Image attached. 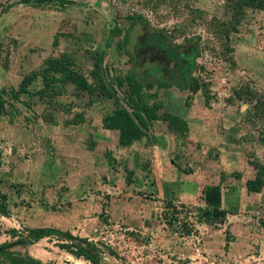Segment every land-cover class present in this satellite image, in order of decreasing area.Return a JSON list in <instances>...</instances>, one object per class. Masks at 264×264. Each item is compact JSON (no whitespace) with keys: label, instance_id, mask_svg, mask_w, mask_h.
Masks as SVG:
<instances>
[{"label":"rangeland","instance_id":"rangeland-1","mask_svg":"<svg viewBox=\"0 0 264 264\" xmlns=\"http://www.w3.org/2000/svg\"><path fill=\"white\" fill-rule=\"evenodd\" d=\"M68 2L0 0V190L10 212L0 213V245L27 242L3 250L0 264L35 256L94 264L59 247L70 242L64 235L31 242L38 227L89 240L98 264H264V184L259 192L246 186L264 170V8L243 6L225 38L214 30L235 20L234 0ZM147 32L181 51L195 47L189 78L209 98L186 82L160 88L166 76L146 74L157 66L136 53ZM64 54L92 84L100 56L110 78L135 67L148 104L182 123L154 120L147 136L123 146L103 118L118 104L133 112L130 85L115 81V98L93 100L71 83L47 87L33 75ZM245 89L253 100H229ZM209 184L222 186L223 205L203 215Z\"/></svg>","mask_w":264,"mask_h":264},{"label":"trees","instance_id":"trees-1","mask_svg":"<svg viewBox=\"0 0 264 264\" xmlns=\"http://www.w3.org/2000/svg\"><path fill=\"white\" fill-rule=\"evenodd\" d=\"M68 1L69 0H22L23 3H35L36 5H48L58 3L61 7L69 4ZM243 6H256L264 8V0H234V9H236L235 20L230 23H216V30L214 31L218 34V36L220 35L219 37L224 36L225 38H228L231 29H233V26L239 20V15L242 14ZM189 47V49H191V53H189L192 55V61H194L195 47ZM136 50V53H140L139 49ZM102 62V57L100 56L93 70V76L95 77L94 84L89 82V80L86 78V76H84V74L74 68L73 61L67 54L62 55L59 58H50L46 61V66L42 68V71L39 73L34 72L33 75L36 77L40 76L47 87H52L53 83L57 81L71 83L77 90L85 92L93 100H96L97 98H99L97 100L112 97L115 98L116 92L114 91L112 84L116 83L115 81H117V87L122 88L125 83H128L130 85L128 97L130 98V105H132L134 109L133 112H131L127 107L118 104L112 113L105 115L103 118V125L105 128L119 131V141L120 144H122L123 146H130L133 144V142L139 141L143 137L147 136L148 131L146 129H148V124L153 122L154 120L169 121L171 127H174L176 125L178 126L182 123V118L180 116H177L170 112L158 114L157 107L150 106L148 104V102L146 101V93L143 91V82L139 80L135 67L133 68V70H130L124 75H118L115 78H110L111 74L108 70L106 71V74L103 72ZM192 67L193 66H191V68ZM188 78L186 81L183 80V85L185 84L184 82H186V86L189 90L193 92H198L201 90L204 92V94L207 95L206 97L209 98L206 89L205 91L203 90V86L199 78ZM162 80V78L158 80L160 88H167L169 87V84L172 83L169 81L165 83ZM19 93L20 91H18V94ZM254 98L255 96L253 95V93L249 89H245L242 92L236 91L233 97L229 98V100H253ZM6 103L7 99L5 98V95L2 90H0V113L5 110ZM257 103H259L257 106L258 114L264 116V100L259 101ZM263 184L264 170L259 172L256 178L249 179L246 183V186L249 192H259L261 191ZM203 195L204 201L207 205L206 210H202L203 215H210L212 211H218L222 207L223 189L220 184L207 185L204 189ZM7 200L8 195L0 190V213L3 215H8L10 213ZM168 203L172 205L173 202L171 201ZM12 231L16 232L17 230L13 229ZM29 231L30 236L32 238L31 242H36L42 238L54 235H64V237L70 240V242L67 241L65 243H60L58 244L59 247L68 250L76 256H83L86 259L92 261L94 264H98L100 262V255L99 250L97 251V247L86 239L84 240L87 241V245H82L81 242H79L78 240H81L82 238H78L70 231H65L54 227L31 228ZM11 264L43 263L40 260L35 259L34 257L30 258V263H28L24 259L22 260L18 258H12Z\"/></svg>","mask_w":264,"mask_h":264},{"label":"flooded vegetation","instance_id":"flooded-vegetation-1","mask_svg":"<svg viewBox=\"0 0 264 264\" xmlns=\"http://www.w3.org/2000/svg\"><path fill=\"white\" fill-rule=\"evenodd\" d=\"M164 39V34L145 33L139 38L138 48L136 49H139L140 53H137V55L139 56L141 53L146 52V57L157 63L156 68L146 70V74L162 73L166 76V78L162 76V81L165 83L167 81H177L176 84H182L183 80L186 81L190 73H192L191 49L186 47L181 51L178 47L171 46ZM158 79L160 78L158 77Z\"/></svg>","mask_w":264,"mask_h":264},{"label":"water","instance_id":"water-1","mask_svg":"<svg viewBox=\"0 0 264 264\" xmlns=\"http://www.w3.org/2000/svg\"><path fill=\"white\" fill-rule=\"evenodd\" d=\"M27 243L26 241H17V242H10L7 244H2L0 245V254L3 252V250L5 249H9L12 248L13 246H15L16 244H24Z\"/></svg>","mask_w":264,"mask_h":264},{"label":"crops","instance_id":"crops-1","mask_svg":"<svg viewBox=\"0 0 264 264\" xmlns=\"http://www.w3.org/2000/svg\"><path fill=\"white\" fill-rule=\"evenodd\" d=\"M36 253H37V255H41V256H43V254H42V252L41 251H36ZM36 257V256H35Z\"/></svg>","mask_w":264,"mask_h":264}]
</instances>
